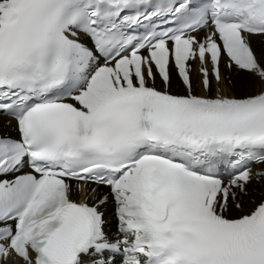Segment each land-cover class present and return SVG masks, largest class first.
Here are the masks:
<instances>
[{
	"label": "snow or ice",
	"instance_id": "snow-or-ice-1",
	"mask_svg": "<svg viewBox=\"0 0 264 264\" xmlns=\"http://www.w3.org/2000/svg\"><path fill=\"white\" fill-rule=\"evenodd\" d=\"M0 264H264V0H0Z\"/></svg>",
	"mask_w": 264,
	"mask_h": 264
},
{
	"label": "bare ground",
	"instance_id": "bare-ground-1",
	"mask_svg": "<svg viewBox=\"0 0 264 264\" xmlns=\"http://www.w3.org/2000/svg\"><path fill=\"white\" fill-rule=\"evenodd\" d=\"M225 91L227 92L228 91V89H227V86L225 85Z\"/></svg>",
	"mask_w": 264,
	"mask_h": 264
}]
</instances>
